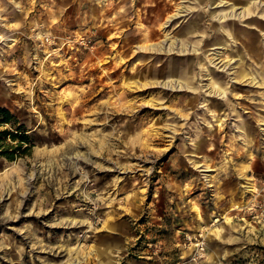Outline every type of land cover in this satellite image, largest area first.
Returning a JSON list of instances; mask_svg holds the SVG:
<instances>
[{
  "label": "rangeland",
  "instance_id": "rangeland-1",
  "mask_svg": "<svg viewBox=\"0 0 264 264\" xmlns=\"http://www.w3.org/2000/svg\"><path fill=\"white\" fill-rule=\"evenodd\" d=\"M0 106V264H264V0H0Z\"/></svg>",
  "mask_w": 264,
  "mask_h": 264
},
{
  "label": "trees",
  "instance_id": "trees-1",
  "mask_svg": "<svg viewBox=\"0 0 264 264\" xmlns=\"http://www.w3.org/2000/svg\"><path fill=\"white\" fill-rule=\"evenodd\" d=\"M0 121H10L12 119H15L14 115L9 111V109H7L6 107H2L0 106ZM23 124H19L17 125V127L15 128V131H9L10 135L13 137V139L18 138V145H20V143H24L27 142V134L24 132L23 130Z\"/></svg>",
  "mask_w": 264,
  "mask_h": 264
},
{
  "label": "bare ground",
  "instance_id": "bare-ground-1",
  "mask_svg": "<svg viewBox=\"0 0 264 264\" xmlns=\"http://www.w3.org/2000/svg\"><path fill=\"white\" fill-rule=\"evenodd\" d=\"M256 3H258V2H256ZM260 4V3H259ZM249 8V7H248ZM247 8V9H248ZM246 10V8L244 9V11ZM249 10V9H248ZM247 10V11H248ZM243 12V11H242ZM248 13V12H247ZM215 16H217L218 18H226L227 16H232V15H234V13H232V12H218V13H215L214 14ZM171 40V39H170ZM171 46H174V44H175V42L174 41H171ZM154 45H156V44H154ZM179 49H184V47H185V43H183V42H180V44H179ZM229 63V62H228ZM228 63H225L224 64V67L225 66H227L228 65ZM250 80L251 81H254L255 79H254V76H250ZM138 81V80H137ZM137 81H134L133 82V84H135L136 86H138L139 84H137L136 82ZM149 83V82H148ZM151 83V82H150ZM154 83V82H153ZM166 83V82H165ZM172 83V82H171ZM142 84V83H141ZM145 84H147V83H145ZM132 85V84H131ZM142 85H144V84H142ZM182 86H187L186 84H184V85H180V87H182ZM173 87H178V84H173ZM148 101V100H147ZM150 102V101H149ZM247 187V189L250 191V192H252V184H250V183H248V185L246 186ZM74 263H78V264H82V262L81 261H75Z\"/></svg>",
  "mask_w": 264,
  "mask_h": 264
}]
</instances>
